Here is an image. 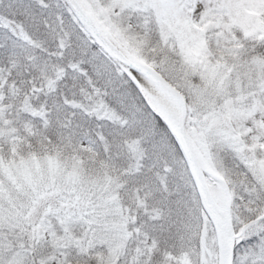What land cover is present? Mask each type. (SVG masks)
I'll return each mask as SVG.
<instances>
[{
	"label": "snow or ice",
	"instance_id": "obj_1",
	"mask_svg": "<svg viewBox=\"0 0 264 264\" xmlns=\"http://www.w3.org/2000/svg\"><path fill=\"white\" fill-rule=\"evenodd\" d=\"M0 264H264V0H0Z\"/></svg>",
	"mask_w": 264,
	"mask_h": 264
}]
</instances>
